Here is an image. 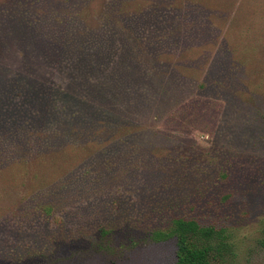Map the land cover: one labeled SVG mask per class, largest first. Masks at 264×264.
<instances>
[{"label":"rangeland","instance_id":"obj_1","mask_svg":"<svg viewBox=\"0 0 264 264\" xmlns=\"http://www.w3.org/2000/svg\"><path fill=\"white\" fill-rule=\"evenodd\" d=\"M169 212L225 224L228 264H264V0H0V264Z\"/></svg>","mask_w":264,"mask_h":264},{"label":"trees","instance_id":"obj_2","mask_svg":"<svg viewBox=\"0 0 264 264\" xmlns=\"http://www.w3.org/2000/svg\"><path fill=\"white\" fill-rule=\"evenodd\" d=\"M134 36L136 39L137 35ZM111 37V34H106L103 38L107 47L111 44ZM137 40H140V37ZM133 49H127V52L132 57L139 56ZM105 66L106 68L110 66L109 58ZM89 89H93V86L91 85ZM177 204L175 206V203L171 202L168 207H161L162 209L155 212V217H162L168 211L181 206ZM40 207L47 215L52 214L54 210L50 204ZM160 223L158 226L144 228L137 223H127L124 227L103 224L98 228L94 238L84 244L75 241L64 250L58 249L50 254L33 253L36 254L34 256L40 254V257L31 264H66L71 260L85 259L94 253L105 254L115 261L127 257L138 248L171 239H175L177 245L175 264H228L238 254L234 235L219 221L204 222L197 216L169 212L166 220ZM261 243L264 244V235Z\"/></svg>","mask_w":264,"mask_h":264}]
</instances>
